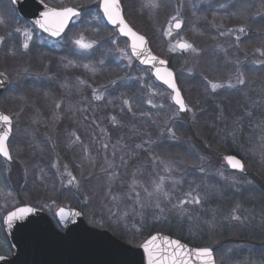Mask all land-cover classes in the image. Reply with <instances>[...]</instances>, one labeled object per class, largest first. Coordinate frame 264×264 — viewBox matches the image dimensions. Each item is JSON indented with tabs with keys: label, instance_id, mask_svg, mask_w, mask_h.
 <instances>
[{
	"label": "rangeland",
	"instance_id": "1",
	"mask_svg": "<svg viewBox=\"0 0 264 264\" xmlns=\"http://www.w3.org/2000/svg\"><path fill=\"white\" fill-rule=\"evenodd\" d=\"M70 1L44 0L47 5L53 7L52 3H56L61 8L72 7L69 5ZM99 1L89 0V4H94L98 7ZM201 1L206 6L207 11L196 17L193 15L192 20L187 21L188 19L183 17V5L188 2L198 4ZM253 1L256 3L251 5ZM139 2L144 10L155 11V9L148 6L149 0H139ZM6 3H8L7 0H0V14L9 12ZM174 5L176 13L165 22L162 31L164 38L160 39L164 46V52L175 55L173 58L181 65L178 67V72L180 71L181 74L186 76L187 78H184L186 80L193 77L194 68L196 67L200 66L206 70L213 71V76L204 77L206 79L205 84L211 93L219 91L229 92L240 88L238 90L241 96L240 102H242L237 104L236 111L239 112L240 109H246V104L252 110L254 109L252 118L245 120V122L250 124V127L246 134L243 135L244 138L241 139L236 137L234 131L229 130L218 135L221 139L229 141L241 153L248 155L252 161L261 162L264 167V46L255 45V48L252 47L251 51H249L250 49L245 47V43L241 42L243 36L249 35L246 19H243V17L248 18L251 13L253 14L251 17L253 23H255L256 19H259L253 29L257 31V35L263 34L264 36V0H175ZM253 8L256 11L252 12ZM174 16L183 23L179 31H174L171 28L172 23L175 22L172 20ZM215 18L217 20H214ZM198 20L203 21V33L197 29L196 23ZM227 20H229L228 25L226 24ZM80 21L78 18H74L71 22V28H68L69 33L66 34L65 38H62V36L54 42L49 38L38 37L36 39L37 30L35 28L28 27L26 24H19L17 29L20 31H16L20 46L24 49L22 47L25 40L24 30L29 31L31 34L32 38L29 44L34 38L38 45L51 46L56 49L60 48V44L67 43L70 50L75 51L77 56L67 57L65 66L68 68L75 67V69L80 68L93 79L98 68L103 69L104 57H99V61H103L101 63L102 66L93 57L90 60H85L84 58L93 53L98 43V40L92 35L101 32L98 36L108 39L114 52L113 60L111 59V61L113 64L121 62L124 70L123 77L128 80L122 81L116 78L110 83L109 88L115 87V85L121 86L125 82L135 81L137 89L144 93L142 95L143 104L152 109L161 110L164 113V115L150 122L155 124L159 132L155 139L161 142L165 140L167 143L165 145L167 146H164L163 151L149 153L148 159L145 161L142 159L143 163L141 165L143 167L140 170H127L126 177L122 178L117 172V166L124 154L122 142L120 139H111L105 127L97 124V114L99 113L95 106L96 102L106 98L108 100L114 99L116 96L108 97L103 89L100 90V87L94 86L91 82H86L80 75H74L69 82L62 80L60 83H54V86H57V93L50 94L49 92L47 94L46 90H44L43 96L39 98L38 102L34 101L32 94H21L22 102L20 105L25 110L26 114L24 116L27 117V121L22 118L25 121L23 126L22 123L17 128L12 126L9 150L15 162L13 160L12 165H5L0 162V256H10V247L2 229L3 216L13 208L26 204L43 210L57 225L55 219L56 210L60 207L71 208L66 201L52 199L51 192H56L59 189L67 190L72 197H79L80 202L86 205L87 216L80 213L88 225L105 229L102 228V225L104 221H107L118 228L120 227L130 232L129 235L141 236L133 243L125 241L132 246L139 245L148 237H145L141 230L165 221L184 224L186 236L193 234L195 229H199L206 238L207 248H212L219 241L218 238H214L211 234V231L217 226L213 224L215 221H219L222 226L232 222L243 224L244 221L247 222V218L251 222L260 223L261 212L257 208L245 210L246 214L241 215L240 211L242 210L243 212L244 208L240 207L238 202H236L229 208L228 212L219 210L220 204L218 202H222L221 198L223 197L218 194L214 195L215 193L213 192L216 191L213 187V182H218L217 179L228 183L232 187L246 183L255 186L256 177H253L255 180L253 178L247 180L245 177L239 178L238 175L234 174L235 172L230 171L225 165L223 161V156L225 155L209 162V159L199 154L200 162L202 163L203 161L204 164L208 162V164L202 165L200 163L196 165L194 160L191 159L192 153L188 154L189 156L187 157L184 154L174 152V148L168 146V143L178 141L180 145L186 146V149L191 151L196 149L195 147L198 145L192 136H188L187 139L181 138L172 124L175 120L184 121V123L193 122L192 119L196 112L193 108V101L189 100L187 91L184 94L180 84H177L186 106V112L184 113L186 116L181 118V114L171 103L170 92L162 84L159 83V85L157 84L158 82H154V79H149L147 74L151 76L150 71L135 62L128 51L127 43L120 40L119 36L115 34L116 32L107 31L102 18L95 11L89 15L88 20L82 23ZM241 27L245 29L244 32L239 31ZM86 31L90 33L88 32L87 34ZM208 31L217 32L218 39L208 42L203 38L197 40L194 37L202 34L205 36ZM168 32L170 34L166 35L165 33ZM80 35H83L86 42L94 43L92 49L82 50L73 43ZM225 37L228 39H225ZM178 41L192 44L196 51L193 52L190 49L182 53L176 50L173 51L172 49ZM210 48L222 51L236 48V55L230 57L228 55L226 57L229 59H227L226 63L231 66V72L225 76L224 80L222 77L220 78V73L215 71L217 62L220 59L211 54ZM70 50H67L66 53H70ZM12 68H15L12 72V77L11 79L8 77L11 90L6 99L14 97L15 91L21 85L24 86V81L26 80H30L26 85L30 89V93H33L38 88H47L49 86L48 82L52 79L45 72L37 75V77L30 74V72L25 74L24 70H27L26 68L23 70L16 65H13ZM253 71L255 77L251 78ZM123 77L121 75L120 78ZM199 77L200 75L197 74L196 79L199 80ZM238 78H242L244 83H238ZM212 84H216L218 87L213 90ZM189 86L191 90H193V87H198L194 80L190 81ZM87 89L89 91V99L87 97L84 100L82 91ZM246 94L248 95L247 97L245 96ZM124 105L130 109L127 99L124 100ZM20 110L16 113V118L19 121H21L20 116H22ZM9 114L7 115L11 117L12 114ZM243 114L247 118L248 114L246 111ZM100 117L98 116V118ZM16 118L11 117L13 125ZM107 118L111 125L117 124V119L114 115L109 113ZM75 129H79L82 133V139ZM59 133L62 138H65L61 142L59 139V142L65 146L64 148L68 151V154L76 156V164L79 171L78 178L73 175L57 149L55 135ZM135 133L139 134L141 131L135 129ZM180 138L181 140H179ZM143 142L146 143L147 141L142 138L137 149H147L152 145V142H149V146H144ZM42 145H46L47 148ZM55 147L57 151L53 152ZM47 149H52V153H49L48 158L45 154ZM44 156L45 158H43ZM39 165L42 167L37 168ZM36 168L37 175L32 180L30 187H28L32 191L31 193L34 194L33 196L29 193L30 190H23V184L26 181L29 182L27 180L28 170L33 171ZM138 171L139 173H137ZM244 171L239 173L243 174ZM101 175H110V177L104 183L102 180H97V177L99 178ZM121 180L123 181L117 184ZM85 181L93 183L91 194L89 195L82 191V184ZM95 183H103L102 190L97 192L93 188ZM116 184L120 188L119 190H117ZM157 185L160 186L159 190H157ZM47 187L52 189L45 191L44 188ZM192 197H198L200 203L188 202L192 200ZM225 199H228V196ZM212 202L216 204H211ZM101 212L106 215V219H103L104 215L102 216ZM234 216L239 217V219H234ZM223 247L224 249L219 251L222 264H231L227 259L231 253L238 257L245 253L242 246L238 244L225 245ZM251 255H244L245 259L243 261L235 260L233 264H264V249L257 251L256 258L252 259ZM248 257H251V259Z\"/></svg>",
	"mask_w": 264,
	"mask_h": 264
},
{
	"label": "trees",
	"instance_id": "2",
	"mask_svg": "<svg viewBox=\"0 0 264 264\" xmlns=\"http://www.w3.org/2000/svg\"><path fill=\"white\" fill-rule=\"evenodd\" d=\"M7 2L8 3L6 4L9 8V12L6 13L9 15L4 12L0 14V21H3L2 23H0V37L3 38V41L0 44V71L7 74V76L11 79L12 72L15 69L12 67L13 65H16L21 67L23 70L26 68L27 70H24L25 74H28L27 72H30V74L37 76L45 72L46 74L50 75L52 79L48 82L49 86L47 88H38L33 93H30V89L26 85L30 80H26L24 81V86L21 85L15 91L14 97L6 99L11 90L9 85L8 89L0 94V111L4 113L8 112L6 114L10 113L9 115L12 114V118H16V113H18L19 110L22 109V106L20 105L22 102L21 94H32L34 97V101L38 102L39 98L43 96L44 90H46L47 94H49V92L50 94L57 93V86H54V83H60L62 80L69 82L74 77V75H80L86 82L93 83L94 86L100 87V90L103 89L107 93L108 97L113 95L116 96V98L114 99H109L110 101L106 98L99 102H96L95 106L99 113L97 114V124L103 125L105 127L111 139H120L122 142V150L124 154L117 166V172L119 175H121L122 178L126 177L127 170H140L141 167H143L141 165V163H143L142 159L143 161L148 159L149 153L163 151L164 146H167L165 145L167 143L165 142V140L161 142L155 139V136H158L159 132L155 124L150 122L151 120L153 121L157 117L164 115L163 111L152 109L143 104L144 102L142 100V95L144 93L137 89L135 81L125 82V84L122 83L121 86L115 85V87L109 88L110 83L113 82L114 79L119 78L122 81H126L127 78L123 77L124 70L122 69L121 62L113 64V62L111 61V59L113 60L114 52L109 44V40L98 36L99 33L101 34V32L92 35V37H95V39L98 40V43L93 53L84 58L85 60H90L91 57H93L95 61L98 62L99 57H104V65L102 66L100 61L98 63L103 67V69L98 68L97 72L94 74V78L91 79V77L84 73L80 68L75 69V67L68 68L67 66H65L67 57L70 58L77 56L75 51L73 52L70 50L67 43L60 44V48L56 49L51 46L46 47L43 45H38L36 40H33L29 48L25 51H22L18 33L16 30L19 24H32L26 20H22L21 18H19V16L15 13L14 8L12 7L10 0H7ZM174 3L175 0H159V8H156L155 11H150L148 9L144 10L139 0H121L123 14L127 22L135 30L146 36L150 48L154 54L167 61L169 67L175 74L177 84H180V88L184 92V94L187 91V93L189 94V100L193 101L192 104H194L193 108L196 113H194L192 123H184V121L179 122L175 120L172 122V124L173 128L177 131L178 135L181 138L187 139L188 136L193 137V140H195V142H197L198 144L197 147H195L196 149L188 151L186 149L187 147L180 145L178 141L174 143H168V146L173 147L174 152L184 154L187 157L189 156L188 154L192 153L191 159L194 160L196 165L201 163L199 154L209 159V162L213 159H219L223 155H234L241 159L245 166V171L243 174L237 172H235L234 174L238 175L239 178L245 177L246 180L253 177L257 178L256 180L253 178L256 181L255 186L246 183L244 185L234 186L235 188L231 185H228V183L226 182H221V180L219 179H217L218 182H213V187L216 189V191H213L215 193L214 195L218 194L223 197L221 198L222 202H218L220 204L219 210L228 212L229 208L233 206L234 203L238 202L239 206H242V208H244L243 212L242 210L240 211L241 215L245 213V210L248 211L250 208H257L261 212L260 223L251 222L249 218H247V222L244 221L243 224L232 222L230 224H224L225 226H222L219 221H215L213 223L215 224V226H217L214 230L211 231V234L214 238H218L219 240L217 244L212 246L216 264H222L220 262L221 254L219 251H221V249H224L223 246L225 245H241L243 251L245 252L241 257L235 256L233 253H231L230 256L227 257L229 263L233 264L235 260L243 261L245 259V257H243L244 255L252 254L251 257L253 259L257 257V251H262L264 249V167L261 162L252 161L248 155H244L243 153H241V151H239L236 147H233L229 141L221 139L218 134L229 130L234 131V134L237 138H244L243 135L246 134L248 128L250 127V124L245 122V120L252 118L254 109L252 110L251 107L246 104V109H240L239 112L236 111L237 104H241L242 102H240L241 96L240 91L238 90L240 88L234 90L235 92L229 91L230 93L227 91H219L214 93L209 92L207 85L205 84L206 79L204 77L213 76V71H210L208 69L206 70L205 68H201L200 66L196 67L194 68L193 77H190L187 80L184 79L187 78L186 76L181 74L180 71L178 72V67L180 64L175 60V58H173V56L175 55L171 53H165L164 46L160 40L164 38L162 31L165 22L169 17L173 16L176 13V7ZM255 3L256 2L253 1L251 5ZM52 4L56 6V8H61L59 4ZM69 5L80 11L81 15L78 19L81 20V23L88 20L89 15L93 11H95L96 14H98L100 18H102L97 5L89 4V0H71L69 2ZM206 11V6L202 1L198 4H191L190 2H188L187 4L183 5V17L185 19H188L187 21L192 20L193 15L196 17L197 15L205 13ZM254 11H256V9L253 8L252 12ZM252 15L253 14L251 13L248 18L243 17V19H246V27L249 29V35L243 36V40L241 42L245 43V47L249 48V51H251L252 47L255 48V45L259 47H261L262 45L264 46L263 34L257 35V31L253 29L255 27V23H257L259 19H256L255 23H253L251 20ZM214 20H217V18H215ZM228 21L229 20H227L226 22L227 25ZM196 24L197 29H199V31L203 33V21L198 20ZM68 28H71V24L68 26ZM105 29L107 31L116 32L113 28H109L106 25ZM86 32L88 34L89 31ZM67 33H69L68 29L62 38H65ZM194 37H196L197 40L203 38L208 42L211 40L213 41V39H218L217 32L212 33L209 31L206 32L205 36H203L202 34L198 37ZM119 39L127 43L124 38L119 37ZM225 39L228 38L225 37ZM225 39L222 40L226 41ZM248 44L249 46L247 47ZM67 50H70V53H66ZM209 51H211V54H213L214 56L219 57L220 61L217 62L215 71H218L220 73V78L222 77V79L224 80L225 76L231 72V66H228V64L226 63L228 59L226 57L228 55L229 57L236 55V48L227 51L214 50L210 48ZM144 68L148 69L146 67ZM197 74L200 75L199 80L196 79ZM121 75L123 78H120ZM147 76L150 80L153 79L150 75L147 74ZM253 77H255L254 71L251 75V78ZM192 80H194L195 84L198 86L197 88L193 87V90H191L189 86L190 81ZM82 93L84 95L82 96L84 100L87 97L89 99L88 89L85 91L83 90ZM247 94L245 95L246 97L249 95ZM26 95H24V97H26ZM125 99L129 101L130 109L126 108L124 105ZM186 100L188 101L187 97ZM23 109L20 110V112L22 113V116L20 117L21 121L23 122L17 120L16 118L13 128L14 126H16L17 128V126H19V124L21 125V123L22 126L24 125L25 121L22 118L26 119L27 121V117L24 116L26 113ZM244 111H246V113L248 114L247 118L244 117ZM109 113L116 117L117 124L111 125V123L108 122L107 116ZM98 116L101 117L98 118ZM181 116V118H184L186 115L181 114ZM135 129L141 131V133L136 134ZM75 130L82 139L83 135L79 131V129ZM142 138L147 141L146 143L143 142L144 146H149V142H152V145L147 149H137V147L139 146L138 144L142 140ZM181 138L179 140H181ZM59 139L60 142L62 140H65V138L61 137L60 133L55 135L57 149L60 152L62 159L72 171L73 175L78 178L79 171L76 164V156L68 154V151L64 148L65 146L59 142ZM89 144L91 145V143ZM42 146L47 148L46 145ZM55 151H57L56 147L53 152ZM49 153H52V149L45 150L47 158L49 156ZM43 158H45V156ZM201 164L207 165L208 162L207 164H204L202 161ZM40 165L37 168H41L42 166ZM37 168L33 171L28 170L27 180H29V182L26 181L23 184V190H30L28 187H30L32 180L35 179V176L37 175ZM227 172L232 173L230 171ZM137 173H139V171ZM109 177L110 175H101L99 178L97 177V180H102L105 183L109 179ZM122 181L123 180L119 181L117 184ZM92 184L90 183V181H85L82 184V191L86 193V195L91 194ZM117 184L116 188L117 190H119L120 188L117 186ZM50 188L51 187H47L44 189L45 191H47ZM93 188L97 192H99L103 188V183H95V186ZM31 192L32 191L30 190L29 193L32 194ZM32 195L34 196V194ZM227 196L228 199H225L227 198ZM51 197L53 200L59 199L68 202L71 208H74L81 212L84 216H87L86 205L80 202L79 197L77 198L70 196L67 190L59 189L56 192H51ZM211 204L215 205L216 203L212 202ZM102 216L103 219L107 218L104 213H102ZM102 226V228L107 229L117 238L129 243H133L141 237L134 234L129 235L130 232H127L123 228H118L107 221H104V224ZM141 231L142 233H144L145 237L150 236L155 232H161L163 234L181 240L182 242L190 246L201 248L207 247L208 245L205 236L202 234L203 232H201L199 229H195L193 234H189V236H186L184 224H182L181 222L165 221L150 225ZM251 257L248 258L251 259Z\"/></svg>",
	"mask_w": 264,
	"mask_h": 264
},
{
	"label": "water",
	"instance_id": "3",
	"mask_svg": "<svg viewBox=\"0 0 264 264\" xmlns=\"http://www.w3.org/2000/svg\"><path fill=\"white\" fill-rule=\"evenodd\" d=\"M10 1L21 19L30 21L48 37L57 39L64 33H61L60 36H52L49 32H45L35 23L37 20L41 19V13L48 9L55 8L46 5L41 0ZM101 3L102 0L99 1L98 9L105 24L110 28H115L118 35L127 40L131 57L140 66L150 69V74L154 80L165 86L170 92L171 103L177 108L179 113L184 114L186 110L181 111L179 105L176 104L173 99L175 92L169 88L168 85L164 84L156 75V71L159 68L162 74L166 71L171 72L175 80L174 73L169 68L167 62L152 52L145 36L132 29L138 35L143 36L147 42L145 46L147 51L143 52L140 56L135 55L132 50L133 38L121 33L119 25H114L107 20L100 7ZM174 25L175 22L171 25L172 30L179 31L182 27V22L179 29L175 28ZM176 51L182 53L187 50L176 48ZM148 53L156 57V61L141 63L142 60L148 58ZM158 61H164L165 63L160 64ZM8 85V77L3 72H0V94L8 88ZM180 95L184 102L181 92ZM0 114L6 115L2 112H0ZM2 130L3 128L0 127V131ZM227 156L234 155L229 154L223 156V161L227 168L231 171L241 172L238 169L232 168L227 163L225 159ZM236 158L239 159L238 157ZM239 160L242 162L241 159ZM6 161L10 162L11 160ZM20 209H30V211L21 213L19 211ZM14 212L17 215L9 222L8 217ZM55 218L60 225V229L54 225L51 218L43 210L30 205H20L7 212L2 218V228L8 241L11 254L10 256H0V264H149L148 253L145 252L143 245L149 242L152 237H157V239L149 245L155 257H170L172 255L174 248L170 246L166 240H177L185 245L188 250L198 248L162 233H153L138 246H132L114 236L107 229H100L88 225L82 214L73 208H58L55 212ZM165 264H170V261H165ZM193 264H201V262L193 260Z\"/></svg>",
	"mask_w": 264,
	"mask_h": 264
},
{
	"label": "snow or ice",
	"instance_id": "4",
	"mask_svg": "<svg viewBox=\"0 0 264 264\" xmlns=\"http://www.w3.org/2000/svg\"><path fill=\"white\" fill-rule=\"evenodd\" d=\"M151 8L156 9L159 8V0H149V5ZM100 7L103 10L104 16L107 20L114 24L119 25L120 32L124 35H129L133 38L132 43V50L133 53L137 56H140L143 52L147 51L146 49V40L143 36L138 35L136 32L132 30L131 27L126 23L120 6V0H102ZM81 15L80 11H78L74 7H64L60 10L57 9H48L41 13V19L37 20L35 23L43 29L45 32H49L52 36H60L61 33L64 32L65 28L68 26L70 21H73V18H79ZM172 20L175 21V28L179 29L181 27V21H179L175 16L172 17ZM3 21H0L2 23ZM17 31H20L17 29ZM240 32H244L245 29L241 27L239 29ZM169 35L170 32L165 33ZM23 35L25 40L22 44V47L27 50L29 48V42L31 41V34L29 31L24 30ZM3 41V38L0 37V42ZM139 42V43H137ZM73 43L82 50H90L93 48V42H86L83 35H80L77 39L73 41ZM176 48H180L183 50H192L193 52L196 51L193 48L192 44L188 42L178 41L177 44L173 47V51ZM150 61H156V57L151 56L148 53V58L141 61V63H149ZM103 63V61H100ZM158 63L163 64L164 61H158ZM87 67V66H86ZM156 75L159 79L163 81L164 84L168 85L175 92V96L173 99L175 100L176 104L179 105V109L181 111L186 110L185 104L181 98L180 91L176 86L175 80L173 79V75L171 72L161 73L160 69L158 68L156 71ZM238 83L243 84L244 80L242 78H238ZM218 87L216 84H212L213 90ZM99 99V97H97ZM11 124L12 120L11 117L8 115L0 114V127L3 128L0 131V155H2L6 160H11L12 157L9 152L8 148V139L9 134L11 132ZM227 163L234 169H238L239 171H244V164L234 156H227L225 157ZM160 186L157 185V190H159ZM190 195V194H189ZM190 203L199 204L200 200L198 197H192ZM184 203V202H182ZM21 213L30 211V209H20ZM17 214L11 213L8 217L9 222L16 216ZM234 219H239V217L234 216ZM157 237H152V239L143 245L144 250L148 253V261L149 264H165V261H170V264H193V260L200 261L201 264H215V259L213 256V251L211 248H197L188 250L185 245L181 244L177 240H171L166 242L174 248V251L170 257H155L152 251L150 250L149 245L155 241Z\"/></svg>",
	"mask_w": 264,
	"mask_h": 264
},
{
	"label": "flooded vegetation",
	"instance_id": "5",
	"mask_svg": "<svg viewBox=\"0 0 264 264\" xmlns=\"http://www.w3.org/2000/svg\"><path fill=\"white\" fill-rule=\"evenodd\" d=\"M43 3H45L44 2V0H41ZM120 4H121V0H120ZM11 5H12V7L14 8V6H13V4L11 3ZM47 5V4H46ZM121 7H122V5H121ZM123 9V8H122ZM14 11H15V8H14ZM16 13V12H15ZM122 14H123V11H122ZM74 19V18H73ZM125 19V18H124ZM125 21L127 22V20L125 19ZM128 23V22H127ZM129 24V23H128ZM28 27H31V28H35L36 30H37V32H36V39L38 38V37H43V38H48L44 33H42L41 31H39L33 24L32 25H27ZM129 26H130V24H129ZM34 40H35V38H34ZM58 40V39H57ZM31 44V43H30ZM30 44H29V46H30ZM21 47V46H20ZM21 50L22 51H25V49H22L21 48ZM12 125H13V123H12ZM10 136H11V134H10ZM10 136H9V139H10ZM9 139H8V148H9ZM9 152H10V150H9ZM10 155H11V153H10ZM13 160L14 159H11V161L10 162H8V161H6V159H4L2 156H0V162H2V163H4L5 165H12L13 164Z\"/></svg>",
	"mask_w": 264,
	"mask_h": 264
}]
</instances>
